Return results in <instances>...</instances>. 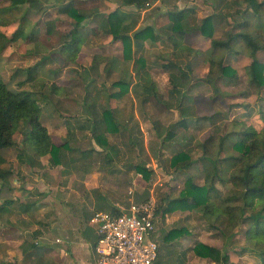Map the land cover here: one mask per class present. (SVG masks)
<instances>
[{
    "label": "crops",
    "instance_id": "obj_1",
    "mask_svg": "<svg viewBox=\"0 0 264 264\" xmlns=\"http://www.w3.org/2000/svg\"><path fill=\"white\" fill-rule=\"evenodd\" d=\"M123 1L116 0L112 11L118 9L126 15L122 26L128 28L131 44L128 59L123 55V43L102 32L108 30L104 25L108 13L98 22L81 27L94 35L95 41L84 43L88 52L94 50L93 57L80 55L77 62H69L41 55L33 65H37L35 70H24L26 74L29 71L45 74L41 76L52 81L77 72H83L84 79L92 81L98 74L101 80L107 79L111 84L110 90L105 89L104 81L97 83L99 87L84 85L74 93H79L80 98L72 99L75 95L66 90L65 97L56 94L39 101L40 120L49 130L53 144L66 143L69 147L66 164L50 166L49 156L39 159L41 167L20 160L17 150L23 136L14 137L15 145L1 151L4 159L1 167L10 171V175L0 192V264H26L32 259L37 264H92L96 235L89 220L96 212L125 208L120 204L119 178L137 173L134 170L137 164L152 170V174L162 172V164L169 165L171 152L195 155V146L213 133V129L216 131L220 122L226 121L223 112L217 111V105L219 98L227 94L225 86L230 81L224 77L216 82L207 78L211 40L229 41L225 50L214 55L222 60L223 66L244 72L251 59L241 45L246 43L237 35L243 22L253 27L254 23L243 12L240 20L231 19L233 13L237 17L240 14L238 9H231L232 0H195L188 4H184L185 0H146L142 8H137L135 3L125 5ZM174 14H180L182 35L172 31ZM206 17H212V38L188 33ZM143 29L149 31L142 37L134 36ZM111 47L120 49L121 54L116 57L98 54L100 48ZM108 60H111L109 64ZM44 109H50L51 114L47 115ZM67 110L80 111L79 117H74L73 122L65 118ZM103 111H110L114 129L106 134L105 151L91 138L92 123ZM173 128L175 135L169 139L172 136L168 132ZM71 144L86 146L77 151ZM133 152L136 155L131 156ZM148 158L150 163H142ZM188 169L194 171L188 173ZM188 169H169L171 180L180 179L177 193L188 177L195 185H203L201 166L197 163ZM193 173L196 179L192 178ZM165 216L159 215L163 220ZM182 226L189 234L167 243L180 246L181 239L193 241L192 227ZM196 243L208 245L195 240L192 245L182 247L180 258L169 264H186L185 257L193 256L186 252L193 253ZM163 244L159 242L154 264L161 258V250L166 246ZM175 252L165 250L167 257ZM193 258L196 263L206 260L195 255Z\"/></svg>",
    "mask_w": 264,
    "mask_h": 264
},
{
    "label": "trees",
    "instance_id": "obj_2",
    "mask_svg": "<svg viewBox=\"0 0 264 264\" xmlns=\"http://www.w3.org/2000/svg\"><path fill=\"white\" fill-rule=\"evenodd\" d=\"M11 8H17L30 0H8ZM58 1V0H56ZM137 2V3H136ZM253 2V0H251ZM136 4L137 8L145 6L146 0H124L123 4ZM257 5H261L258 3ZM253 3L254 11L258 7ZM61 10L66 13L73 21L70 31L71 40L61 47V55L65 56V61L77 62L79 39L77 37L81 23L87 16L70 4L65 5ZM180 14L171 15V28L175 34H184L181 25ZM126 15L118 9L109 13L104 25L108 28V33L113 40H120L123 43V55L126 59L130 57L131 44L129 43L128 28L123 27ZM35 27L25 34L20 27L12 35L11 39H6L0 33V50L7 41H14L21 37L29 41L35 34ZM249 28V29H247ZM143 29L134 33V36L142 37ZM188 33H199L205 37L212 38V17H206L198 27L188 31ZM34 36V35H33ZM245 43L249 50L250 64L244 69L247 84L257 95L264 90V56L259 58V54H264V34L262 30L253 28L247 21L241 24V32L237 35ZM229 41L211 40V50L209 52V73L208 80L216 82L224 78H236L237 74L229 66H223L222 60L216 59L215 53L223 51L228 47ZM36 66L31 67L35 70ZM220 76V77H218ZM37 78L36 73L27 74L26 81L20 83L27 84ZM49 94H60L62 89H58L54 83L45 87ZM246 93H243L245 95ZM35 93L32 89H18L17 92L9 90L0 76V192L6 184V178L10 171L1 166L4 159L1 156L3 149L15 145L14 135L19 131L23 124L29 127L28 131H20L24 139L17 150V156L30 166L41 167L40 158L49 156L50 166L66 164V152L69 147L66 143L59 146L53 144L49 130L40 121L41 106L39 101L45 98L44 95ZM264 102V99L262 100ZM247 109V105L243 106ZM258 118L262 122L260 129L254 125L246 123V120H235L231 129L219 135L218 128L207 140L198 143L195 155L176 151L169 160V167L175 171L188 169L194 164L201 166L203 185L197 186L191 178H187L183 188L179 191L176 198L165 200L157 205V216L164 217L166 214L177 210L182 212H194L206 224L218 231V235L225 239V246L222 250L203 243H196L192 248L194 255L208 259L218 264L229 263L226 251L229 242L238 234V229L245 227L243 238L246 245L239 250L249 251L260 264H264V107L258 109ZM112 115L110 111H103L98 120H94L91 129V138L98 146L107 148L108 142L106 134L112 132ZM178 126V123L175 124ZM174 128L168 132V136L175 135ZM198 154V155H197ZM194 156H198L194 159ZM137 173L142 174L148 180L152 170L137 164L134 166ZM220 186V189L217 188ZM148 196V194H147ZM145 196L144 198H146ZM143 198V199H144ZM136 200H140L136 198ZM165 207L163 208V206ZM110 212L119 214L112 208ZM219 217L225 218L223 229L216 227ZM189 231L185 227L174 228L164 235L167 242L175 241L186 237Z\"/></svg>",
    "mask_w": 264,
    "mask_h": 264
},
{
    "label": "rangeland",
    "instance_id": "obj_3",
    "mask_svg": "<svg viewBox=\"0 0 264 264\" xmlns=\"http://www.w3.org/2000/svg\"><path fill=\"white\" fill-rule=\"evenodd\" d=\"M31 2H26L20 7L11 8L9 6L8 0H0V33L4 35L6 39H11L14 32L19 29L20 27L25 31V34L31 31L33 26L35 27V34L31 36L29 41L22 39L21 37L17 38L14 41H7L3 45V48L0 50V76L2 77L3 81L5 82L7 88L13 92H17L18 89H32L36 94L40 93L41 95H47L45 98L56 94H49L46 91L45 87L54 83L58 89H62L60 94L62 97L67 96V92L74 97H79L80 94H74L76 89L78 91L85 85H89V87L93 88V85L98 86L97 83H101L102 81L106 82L107 85H104L105 89L110 90L111 81L109 80H101L98 74H95V78L92 81L89 79H84L83 72L77 74H71L69 77H65L63 80L52 81L47 77H42L45 74H36L37 78L33 79L32 81L28 82L27 84L21 85L20 83H24L26 81L27 74L24 73V70L33 67L35 62L41 55H48L49 57L56 58L59 61L63 59L65 61V56L61 55V47L63 43H67L71 40L70 31L72 29L74 21L61 10L65 5L70 4L75 9L79 10L81 13L85 14L87 17L84 20L77 33L78 39H80L81 45L79 44L77 57L80 55L82 57H87L90 55L93 57L95 54L93 51H87L88 46H85V41H95L94 35L88 30L81 29L82 25L85 24H92L99 21L102 15H106L108 13L113 12L112 10L116 8L115 4L117 3L116 0H30ZM119 1V0H118ZM195 0H185L184 4H188V2H194ZM231 9L234 11L237 9L240 11L238 17L236 14L233 13L231 15V19L240 20L241 13H245L249 22L254 23V27H258L262 30L264 34V0H232ZM253 3L256 5L260 3L257 11H254ZM140 16V14H138ZM89 24V25H90ZM252 26V25H251ZM253 27V26H252ZM253 27V28H254ZM89 29V28H87ZM249 29V28H247ZM108 30L103 29L102 32L105 35H109L107 32ZM93 36V37H92ZM83 42H82V41ZM85 43V45H84ZM243 49L246 50L247 54L249 50L246 45L241 42ZM95 49V48H94ZM104 50L105 51L104 53ZM107 52V53H106ZM89 53V54H87ZM99 55L107 54L110 57H116L120 55V49H116L114 47L108 49H99ZM104 56V57H107ZM260 59H263L264 54L260 53ZM47 61V60H46ZM111 60H108V64ZM42 64L45 61L41 62ZM42 64H40L42 66ZM37 67V65H36ZM237 77L236 78H229L227 79L230 81L228 86H225V91L227 94L221 96L219 98V102L217 105V111L223 112L226 116V121H222L219 124V135L224 132H227L231 129L232 123L235 120H246L247 124L254 125L255 128L260 129L262 127V122L258 118V109L260 106L264 107V90H262L259 95L250 88L247 84L246 75L243 71H236ZM35 74V73H34ZM42 75V76H41ZM75 86V87H72ZM75 90H74V89ZM163 89V87H162ZM67 90V92H66ZM162 91V90H161ZM243 93H246L243 95ZM164 94V93H163ZM40 95V96H41ZM60 96V97H61ZM163 97V96H161ZM160 97V99H162ZM77 100V99H76ZM247 105V109L243 106ZM51 108V107H50ZM45 110V109H44ZM52 110V109H51ZM46 114L49 115L51 113L50 109L45 110ZM53 113V112H52ZM47 114V115H48ZM69 120L73 119L74 117H79L80 111L74 110H67L65 112ZM62 116V115H61ZM44 120V119H43ZM41 121V120H40ZM42 123V122H41ZM43 125V124H42ZM44 126V125H43ZM25 128V132L28 131L29 127H26L25 124L21 126L19 131L14 135L16 139H19L23 136L20 131H23ZM218 128V127H217ZM213 129V133H214ZM213 133H210L209 136ZM208 136V137H209ZM205 138V140L208 139ZM204 140V141H205ZM86 145H79V144H71V147L75 148L77 151L82 150L85 148ZM102 148V147H101ZM103 151L106 148H102ZM131 156L135 152L130 153ZM171 154H173L171 152ZM150 159H145L144 164L150 163ZM150 166V165H148ZM163 173L161 171L157 173H153L150 175L148 180H145L144 177L139 179L136 177V173L132 176H121L119 178L120 182V191H119V199L120 204L122 206H127L130 202V198L127 194L128 188L135 183L137 188V194L135 195V199H143L147 194H153L157 204L161 202L162 198H165L166 201L168 199L176 198L178 195V187H180L178 180H171L169 173L171 169L167 162L162 164ZM169 168V169H168ZM194 169H188L186 172H193ZM197 170H195L196 172ZM165 172H168L166 174ZM199 172V171H197ZM166 174V175H165ZM192 178L196 179L197 176H200V172L196 176V174H192ZM186 181V180H185ZM124 184V185H122ZM183 185V184H182ZM220 189V188H219ZM165 205L163 206V208ZM174 223V224H173ZM183 225H188L192 227L193 232V241L195 240H202L208 244V246L215 247L217 249L222 250L225 246V239L218 235V231L216 229L210 228L204 220H202L197 214L192 212H182V211H175L170 214H166L164 220L157 216V228H158V244L159 242L163 243V250H161V258L158 259L156 264H169V261L172 263L176 262L180 258L179 251H181L182 247H186L189 244H193V241H183L181 239L180 246H172L171 244L167 243L165 239H163V233L170 231L171 229H178L180 227H184ZM225 226V218L219 217L216 222V227L218 229H223ZM186 228V227H185ZM168 230V231H167ZM245 227L238 229V234L235 239L230 240L228 249L226 251L227 256L229 257L231 263L234 264H260L257 258H254L251 252L243 251L242 255L238 254V251L241 250L246 243L244 242L243 238V231ZM165 240V241H164ZM166 242V243H165ZM206 245V244H205ZM167 251H176L174 254L169 255L165 254V250ZM187 255L192 254L193 256L190 258L185 257L186 264H218L210 261L208 259L199 262L194 261V254L187 250ZM165 254V255H164ZM185 255V256H187ZM196 256V255H195ZM36 259H32L29 263L26 264H37L35 261Z\"/></svg>",
    "mask_w": 264,
    "mask_h": 264
},
{
    "label": "built area",
    "instance_id": "obj_4",
    "mask_svg": "<svg viewBox=\"0 0 264 264\" xmlns=\"http://www.w3.org/2000/svg\"><path fill=\"white\" fill-rule=\"evenodd\" d=\"M136 177L142 179L140 173ZM135 185V183H133ZM128 188L127 207L96 212L89 220L95 230L92 264H154L158 258L157 201L153 194L136 200L137 188Z\"/></svg>",
    "mask_w": 264,
    "mask_h": 264
}]
</instances>
